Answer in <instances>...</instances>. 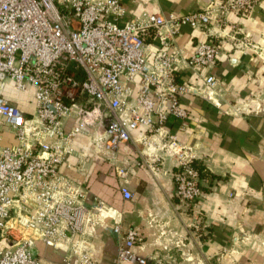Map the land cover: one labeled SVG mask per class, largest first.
I'll list each match as a JSON object with an SVG mask.
<instances>
[{
  "label": "built area",
  "instance_id": "1",
  "mask_svg": "<svg viewBox=\"0 0 264 264\" xmlns=\"http://www.w3.org/2000/svg\"><path fill=\"white\" fill-rule=\"evenodd\" d=\"M257 1L217 0L181 14L141 12L121 22L120 0H0V118L14 140L0 145V264H39L32 252L36 238L64 252L65 264L70 257L75 264H100L93 260L95 230L114 211L95 197L85 204L86 191L61 165L81 125L101 118L104 150L140 129L136 141L150 151L146 156L157 160L151 152L160 151L174 161V196L194 213L202 193L194 155L164 123L186 115L178 96L192 86L177 80L179 62L210 88L216 79L202 69L214 63L218 46L199 42L180 61L172 38L181 25L219 23L226 13L242 15ZM238 43L249 45L246 36ZM7 80L18 92L31 89L30 116L3 95ZM206 99L218 105L211 90ZM245 110L244 105L233 112ZM69 117L76 121L65 130ZM114 171L125 179L122 166ZM119 190L122 198L130 197L124 182ZM111 229L119 235L114 261L146 264L131 250L137 232L119 223ZM158 234H164L160 226Z\"/></svg>",
  "mask_w": 264,
  "mask_h": 264
},
{
  "label": "crops",
  "instance_id": "2",
  "mask_svg": "<svg viewBox=\"0 0 264 264\" xmlns=\"http://www.w3.org/2000/svg\"><path fill=\"white\" fill-rule=\"evenodd\" d=\"M217 0H120L121 22L141 13L181 14L198 10ZM246 36L249 45L239 41ZM218 46L214 63L202 69L216 82L209 88L187 66V58L199 42ZM180 61L177 80L192 86L178 96L186 110L182 121L169 116L164 125L177 140L188 146L199 172L201 195L194 213L185 210L174 196V161L160 151H150L136 138L141 130L113 150H104L103 125H81L65 155L61 170L85 191V204L101 200L114 211L96 227L93 260L115 262L119 235L112 225L137 232L131 250L146 264H264V0L240 15L226 13L222 22L210 20L204 26L181 25L172 38ZM211 90V98L206 99ZM135 93V89L133 91ZM26 116L33 111L31 89L18 92L6 81L2 90ZM245 111L234 113V108ZM75 118L64 121L68 130ZM10 129L0 118V145L13 143ZM153 165L150 170L147 165ZM123 167L124 180L114 167ZM125 183L130 197L122 198L119 185ZM110 214L111 213H107ZM194 225H198L196 228ZM159 226L164 230L158 234ZM181 241L183 245H176ZM32 252L39 264H65L64 252L32 240ZM69 264H75L74 257Z\"/></svg>",
  "mask_w": 264,
  "mask_h": 264
},
{
  "label": "bare ground",
  "instance_id": "3",
  "mask_svg": "<svg viewBox=\"0 0 264 264\" xmlns=\"http://www.w3.org/2000/svg\"><path fill=\"white\" fill-rule=\"evenodd\" d=\"M105 213L104 212H102V215H104Z\"/></svg>",
  "mask_w": 264,
  "mask_h": 264
},
{
  "label": "trees",
  "instance_id": "4",
  "mask_svg": "<svg viewBox=\"0 0 264 264\" xmlns=\"http://www.w3.org/2000/svg\"><path fill=\"white\" fill-rule=\"evenodd\" d=\"M196 168H197V166L196 165H194ZM198 169V168H197Z\"/></svg>",
  "mask_w": 264,
  "mask_h": 264
}]
</instances>
